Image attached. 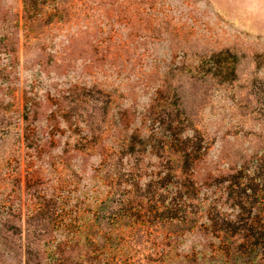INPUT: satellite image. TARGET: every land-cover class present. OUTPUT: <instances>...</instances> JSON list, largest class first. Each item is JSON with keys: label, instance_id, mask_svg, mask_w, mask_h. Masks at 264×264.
<instances>
[{"label": "rangeland", "instance_id": "obj_1", "mask_svg": "<svg viewBox=\"0 0 264 264\" xmlns=\"http://www.w3.org/2000/svg\"><path fill=\"white\" fill-rule=\"evenodd\" d=\"M32 5L0 0V204L26 209L32 176L90 193L97 171L166 175L175 119L204 136L189 132L202 190L232 167L264 173V0Z\"/></svg>", "mask_w": 264, "mask_h": 264}, {"label": "trees", "instance_id": "obj_2", "mask_svg": "<svg viewBox=\"0 0 264 264\" xmlns=\"http://www.w3.org/2000/svg\"><path fill=\"white\" fill-rule=\"evenodd\" d=\"M25 5L32 8V0ZM225 65L233 80L235 66ZM174 121L164 136L170 149L179 146L172 149L175 165L166 175L152 173L147 180L131 172L121 179L113 172L106 179L97 171L90 193L27 178L33 201L26 209L0 204V259L14 257L18 264H264V173L232 167L212 183L221 186L218 195L202 190L205 182L197 184L188 171L205 152L199 141L189 143V132L200 140L204 136L191 125L177 130L182 121ZM8 216L18 224L4 219ZM140 249L160 256L145 260L138 256Z\"/></svg>", "mask_w": 264, "mask_h": 264}]
</instances>
